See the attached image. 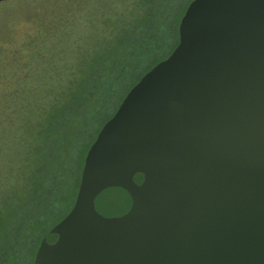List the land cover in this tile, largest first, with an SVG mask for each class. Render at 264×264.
<instances>
[{"label":"water","instance_id":"95a60500","mask_svg":"<svg viewBox=\"0 0 264 264\" xmlns=\"http://www.w3.org/2000/svg\"><path fill=\"white\" fill-rule=\"evenodd\" d=\"M178 30L33 264H264V0H192Z\"/></svg>","mask_w":264,"mask_h":264},{"label":"trees","instance_id":"16d2710c","mask_svg":"<svg viewBox=\"0 0 264 264\" xmlns=\"http://www.w3.org/2000/svg\"><path fill=\"white\" fill-rule=\"evenodd\" d=\"M192 0H140L105 49L43 103L25 168L0 197V264H33L43 235L74 205L84 159L128 91L179 41Z\"/></svg>","mask_w":264,"mask_h":264},{"label":"rangeland","instance_id":"374dc122","mask_svg":"<svg viewBox=\"0 0 264 264\" xmlns=\"http://www.w3.org/2000/svg\"><path fill=\"white\" fill-rule=\"evenodd\" d=\"M139 1L0 2V197L22 175L42 104L103 52Z\"/></svg>","mask_w":264,"mask_h":264}]
</instances>
